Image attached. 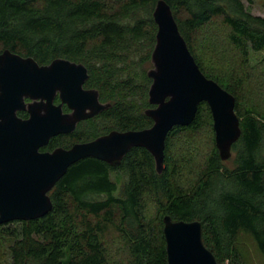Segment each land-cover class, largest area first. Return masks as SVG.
Instances as JSON below:
<instances>
[{"label":"trees","instance_id":"1","mask_svg":"<svg viewBox=\"0 0 264 264\" xmlns=\"http://www.w3.org/2000/svg\"><path fill=\"white\" fill-rule=\"evenodd\" d=\"M158 1L0 0V53L9 49L41 65L57 58L82 63L89 71L85 88L111 104L46 149L153 126L145 112L154 107L148 72ZM165 1L200 69L236 98L242 135L234 156L222 160L212 111L203 102L191 125L169 133L161 174L142 147L117 166L84 158L50 192L47 215L0 224L12 264H169L166 216L201 221L219 264H246L245 237L264 260V72L252 64V54L264 53V17L242 0ZM216 29L220 42L210 37ZM116 237L122 258L114 257Z\"/></svg>","mask_w":264,"mask_h":264},{"label":"water","instance_id":"2","mask_svg":"<svg viewBox=\"0 0 264 264\" xmlns=\"http://www.w3.org/2000/svg\"><path fill=\"white\" fill-rule=\"evenodd\" d=\"M153 16L158 31L148 76L153 81L149 102L154 107L145 112L153 126L114 130L69 149L41 151L52 138L74 132L80 122L111 106L100 100L98 90L85 88L88 68L64 58L40 65L9 49L0 53V224L47 215L53 209L50 192L84 158L117 166L130 150L142 147L153 155L161 174L169 133L176 126L191 125L203 102L212 111L222 160L233 157V146L242 135L235 96L200 69L165 0L158 1ZM26 99L34 102L27 104ZM64 104L71 114L63 113ZM26 110L29 118L18 115ZM164 224L169 264H219L204 243L201 221H174L166 216Z\"/></svg>","mask_w":264,"mask_h":264},{"label":"rangeland","instance_id":"3","mask_svg":"<svg viewBox=\"0 0 264 264\" xmlns=\"http://www.w3.org/2000/svg\"><path fill=\"white\" fill-rule=\"evenodd\" d=\"M244 2V4L246 5V7L251 10V12L254 15L257 16H262L264 17V0H253V3H250L248 0H242ZM221 32L220 30H214L213 33L210 35V37L219 39L221 38ZM220 42V39H219ZM205 45H208V42L204 40ZM223 42H221L219 45H222ZM223 64V63H222ZM222 64L220 63V65L222 66ZM252 64L254 65V70L259 71V72H264V53L263 54H252ZM153 67V64L151 63L150 68ZM264 77V76H263ZM264 80V79H263ZM261 99H257L256 101H259ZM234 156V155H233ZM229 167H233V162L229 161V163L227 162ZM114 235V233L112 234V236ZM115 236H113L112 238H114ZM117 241L115 243V250L114 251V257H119L122 258V256H119V253L122 251V246L121 243L119 242V238L116 237ZM119 244H118V243ZM242 250L244 251L245 254V260H246V264H264V260L260 257V255L258 254L257 250L255 249L254 245L251 243V241H249V239L247 237L243 238L242 241ZM0 264H12L11 262V256H10V252H9V248L8 245L4 242H0Z\"/></svg>","mask_w":264,"mask_h":264},{"label":"flooded vegetation","instance_id":"4","mask_svg":"<svg viewBox=\"0 0 264 264\" xmlns=\"http://www.w3.org/2000/svg\"><path fill=\"white\" fill-rule=\"evenodd\" d=\"M41 65V64H40ZM44 65H48V64H44ZM34 102V100H32V99H26V103L27 104H31V103H33ZM54 104L55 105H60L61 104V99H60V96L59 95H57L56 96V98H55V100H54ZM62 111H63V113L64 114H71L73 111L66 105V104H64L63 105V107H62ZM21 112H23V113H26L27 115H26V118L25 117H22V118H24V119H27V118H29V116H30V114H29V112L26 110V111H21ZM20 113V112H19ZM19 113H18V115H19ZM20 116V115H19ZM21 117V116H20ZM85 121V120H84ZM81 123V122H80ZM79 125V124H78ZM78 127V126H77ZM77 129V128H76ZM73 133V132H72ZM69 134H71V133H68V134H61V135H69ZM53 139V138H52ZM51 139V140H52ZM50 144V143H49ZM49 146V145H48ZM48 146H46V147H48ZM73 146V145H72ZM71 146V147H72ZM46 147H44V148H42L41 149V151H43V152H50V151H53V150H55L56 148H54V149H46ZM70 147V148H71ZM57 148H60V147H57ZM64 148V147H63ZM66 149H69V148H66Z\"/></svg>","mask_w":264,"mask_h":264}]
</instances>
